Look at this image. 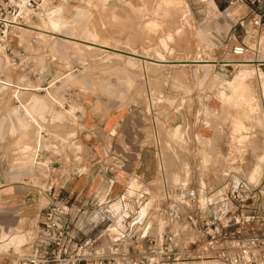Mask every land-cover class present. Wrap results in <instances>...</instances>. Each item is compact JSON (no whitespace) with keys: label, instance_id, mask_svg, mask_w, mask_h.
<instances>
[{"label":"rangeland","instance_id":"rangeland-1","mask_svg":"<svg viewBox=\"0 0 264 264\" xmlns=\"http://www.w3.org/2000/svg\"><path fill=\"white\" fill-rule=\"evenodd\" d=\"M247 2L264 14V0H46L26 26H38L39 18L58 8V35L33 36L19 30L7 41L9 51L0 46V132L19 135L15 145L0 139V148L19 153L15 165L21 172L35 169L37 176H46L44 169L55 174L61 159L71 167L87 156L79 140L86 131L84 117L101 121L132 111L146 121L158 181L144 189L149 199L136 205L137 216L149 215L152 239H160L168 227L177 231V243L201 246L199 234L183 235L189 228L184 216L215 206L228 178L239 177L251 187L264 181V66L255 73L250 64L264 61V29L253 37L251 17L239 23ZM227 17L234 23L229 25ZM204 19L212 21V30L201 25ZM66 35L81 40L95 35L110 49L89 50L66 41ZM242 40L245 47L237 44ZM234 47H244L243 55H234ZM130 54L166 61L199 55V60L213 63L205 68L164 67L130 59L135 58ZM236 60H247L249 68L226 63ZM240 70H246L245 79H235ZM44 71H50L49 76L39 75ZM45 86L50 88L45 91ZM35 100L43 107L32 109ZM13 116L20 117L15 125ZM131 188L136 190L137 183ZM189 194L196 196V203L188 202ZM62 204L68 209L69 204ZM175 204L182 221L171 223L168 210ZM162 206L166 211L158 212ZM126 208L135 211L131 205ZM129 213L121 212L122 221L129 222ZM94 219L98 231L88 236L97 240L99 257H105L117 239L127 249L138 238L121 232L119 218L102 223ZM31 227L21 220L0 236V263L10 255L27 254L25 244L34 235ZM182 235L185 240H179Z\"/></svg>","mask_w":264,"mask_h":264},{"label":"crops","instance_id":"crops-1","mask_svg":"<svg viewBox=\"0 0 264 264\" xmlns=\"http://www.w3.org/2000/svg\"><path fill=\"white\" fill-rule=\"evenodd\" d=\"M252 4V2H247L241 7L244 16L239 19V23H242L243 21L241 20L248 16L251 17L252 14H262V11L256 10ZM219 7L220 4L217 1L216 8L219 9ZM203 8L204 6L201 5V10L205 11ZM194 10L198 11L197 8ZM60 12L61 9L58 8L49 9L45 19L39 18V22H41L38 24L39 26H30L33 27V29L37 27L43 28L41 35L39 34L36 36L52 38L58 35L57 32L60 19L56 15ZM53 17H55V20ZM217 18L218 17H214V23H218ZM227 20H229L227 21L229 25L234 23L232 20L228 19V17ZM52 22L56 23L55 30L50 27ZM201 23V25L205 24L206 27L211 30L214 28L212 21H208L207 19H204ZM28 33L31 32L28 31ZM259 33L260 31L258 32L254 29L253 37L254 35L257 36ZM67 36L68 35L63 37ZM231 40L232 39L229 38V41ZM255 40H257L259 44V39ZM237 44L244 47L246 46L244 40L237 42ZM199 59L200 57L197 55L195 60ZM239 61L247 60H236L231 62L236 63ZM210 63L213 62L210 61ZM49 74L50 71L39 73V75L47 76H49ZM9 88L15 89L13 87ZM49 88L50 86H45L43 90L46 91ZM19 103L18 100H14V108H18ZM16 104H18V106H16ZM38 107H43V103L40 100H35L32 109L36 110ZM26 112L28 111L26 110ZM19 120V116H13L11 123L15 125ZM5 123L9 124L7 120ZM83 124L86 131L81 134L79 140L87 156L84 154L82 160L71 167L68 165L65 166V160L61 159V166L57 169L55 174H53L52 170L44 169L43 171L46 176H37L35 169L33 173L21 172L15 165V158L19 156V153H16L15 149H12V153L10 150H7V153H5L4 148H0V236L5 232L15 229L21 220L28 221L29 225L32 226L33 232H35L40 225L42 214L50 200V196H55L64 204H69L68 212L72 236L77 241H91L93 243V252L95 255H97V240L88 236L98 231L97 224L94 223V218H98L100 223H102V221H112L117 218H119L120 222L123 219V217H120L121 212L128 211L130 212V220L129 222H125V220L122 221L123 224H121L120 228L121 232H127L131 234L132 237L136 236L140 240H144V238L152 239L150 237V227L146 223L149 215L138 217L137 210L139 208H136L137 204L140 205L145 200L149 199L148 195L144 193L145 188L149 189L148 184L158 182L155 179L157 172L156 153L154 149L150 148L148 142L146 121L143 117L131 111L128 114L121 113L109 115L106 119L101 121L91 116L87 118L84 117ZM13 127L15 128V126ZM176 129L177 128H175V130ZM0 139L12 140L13 145H15V142L19 139V135L14 131L10 133L5 130L2 133L0 132ZM10 158H12L11 162L9 161ZM133 183H137L136 190L131 188ZM226 183L247 184L248 182L239 177H232L228 178ZM225 188L227 189L226 186ZM224 192L219 195V201L215 206L208 204L206 208L195 210L184 216L185 220L188 221L187 225H189V228L183 230V235L193 236L199 234L201 246H203L204 240L199 233L198 224L196 222L198 215H203L205 218L211 220L218 219L222 210L228 211L229 218L236 215L234 206L231 204L229 205L228 202H224L222 198ZM188 196L192 199V203L193 201L196 203V196L192 194ZM45 201L47 202L46 205H44ZM250 201L254 203L255 199H251ZM260 203L262 206L261 213L264 215V199H261ZM127 204L131 205L135 211H129L126 208ZM172 208L174 209H171V211H169L170 209L168 210L171 223L182 221V218L179 216L180 211L177 204L173 205ZM165 209L166 208L162 206L160 208L161 211L159 209L157 211L165 212ZM180 225H182V223H180ZM167 228L168 227L164 228L165 231L162 236L171 234L176 238L177 231L172 232L169 231V229L167 230ZM233 228L232 224L228 226L227 229L232 230ZM114 229L117 230L116 227H114ZM189 230H191V232L193 231L192 234ZM182 236L179 237V240H185V237L183 236V238ZM120 240L121 239L115 240L113 244ZM178 243H180L178 248L181 252H194L201 248V246L195 243H189V245H186V243L182 241ZM131 246L132 244L126 249L121 240L119 257L117 259L118 264H138L137 260L128 257L131 253ZM14 258L13 255H10L4 259L6 262L2 261L0 264H12ZM195 263L197 264V262ZM195 263H181L179 261V264Z\"/></svg>","mask_w":264,"mask_h":264},{"label":"built area","instance_id":"built-area-1","mask_svg":"<svg viewBox=\"0 0 264 264\" xmlns=\"http://www.w3.org/2000/svg\"><path fill=\"white\" fill-rule=\"evenodd\" d=\"M45 1L0 0V46L9 51V37L35 18ZM251 23L256 31H261L263 15L252 14ZM243 53L244 47H234V55L240 57ZM14 100L17 101L15 95ZM226 187L222 198L234 206L236 215L229 218L225 210L215 220L198 215L196 222L204 240L199 250L181 252L174 235L165 234L158 240L136 238L128 257L137 260L138 264H179V261L197 260L218 264H264V215L260 203L264 199V183L255 187L246 183H227ZM251 199L255 202L251 203ZM188 202L192 203V199ZM62 205L57 197L50 196L40 225L31 241L25 244L27 254L14 258L12 264H118L121 240L109 248L105 257H98L91 241H77L72 236L69 212ZM232 224L234 228L228 230Z\"/></svg>","mask_w":264,"mask_h":264},{"label":"bare ground","instance_id":"bare-ground-1","mask_svg":"<svg viewBox=\"0 0 264 264\" xmlns=\"http://www.w3.org/2000/svg\"><path fill=\"white\" fill-rule=\"evenodd\" d=\"M166 3V2H165ZM171 7V6H170ZM55 18V17H53ZM39 26V25H38ZM50 27L52 29H56V23L55 22H52V24H50ZM22 31H26V33H28V31H30L32 33L33 36H36V35H41L42 33V29L40 27H37L36 29H33V27H30V26H24V28L21 29ZM30 33V34H31ZM45 35V34H44ZM95 35L91 36L90 38H88L87 40H81V39H77V38H73V37H70V36H67V37H64L66 39V41L68 42H72L73 44L75 45H78V46H82V47H85L86 49H89V50H101L100 48H104V49H110L109 47L106 46V43L104 42H99V40L96 39V37H94ZM101 43V44H100ZM102 51V50H101ZM111 51H118L117 49H111ZM100 52V51H99ZM110 52V51H109ZM116 53V52H115ZM120 53V52H119ZM125 53V52H124ZM112 54V52H111ZM122 54V53H121ZM128 54V53H127ZM117 56V54H114ZM131 56L133 57H137L139 59H135V58H131V57H128L130 59H135L136 61L137 60H141L142 62H147V63H150V64H154V65H161V66H164V67H210L211 66V63L210 61H206V60H195V59H192V60H189V61H166V60H162V59H149V58H145L143 56H140V55H135V54H130ZM119 56V55H118ZM121 56V55H120ZM124 56V55H123ZM126 57V56H125ZM226 63H232V65H235V66H242V67H248V61H239V62H236V63H233L231 61L227 62ZM250 64H252V67L254 68L253 71H255V73H258L257 72V67L259 66H264V61L261 62H251ZM153 66V65H152ZM156 68V67H155ZM249 68V67H248ZM246 69V68H245ZM252 69V68H251ZM168 70V69H167ZM176 71V70H175ZM245 73H246V70H240V72L238 73L237 77H235V79H245ZM237 81V80H236ZM250 97V96H249ZM245 109V108H244ZM239 120V119H238ZM241 120V119H240ZM247 121V120H245ZM263 121V120H262ZM239 122V121H238ZM253 135V134H252ZM251 138V137H250ZM255 138V137H254ZM249 139V138H248ZM247 139V140H248ZM252 140V139H251ZM254 140V139H253ZM242 141V140H241ZM173 143V142H172ZM262 143V142H261ZM171 144V143H170ZM251 144V143H250ZM249 144V145H250ZM254 144V143H253ZM181 145V144H180ZM179 146V145H178ZM248 146V145H247ZM245 147V146H244ZM249 147V146H248ZM256 147V146H255ZM262 149V148H261ZM256 150V149H255ZM250 151V150H249ZM252 151V150H251ZM257 151V150H256ZM259 152V150H258ZM262 152V151H261ZM262 154V153H261ZM264 155V154H263ZM244 160V159H243ZM252 163V161H251ZM244 164V163H243ZM241 167V166H240ZM160 222V221H157V223ZM164 223V222H163ZM162 223V224H163ZM159 224V223H158ZM160 224V226L162 225ZM157 225V224H156ZM164 226V224H163ZM159 229L158 227L156 228V230ZM161 234V232H160ZM158 235V234H157ZM17 239V238H16ZM19 241V240H17ZM18 243V242H17ZM20 243V242H19Z\"/></svg>","mask_w":264,"mask_h":264}]
</instances>
